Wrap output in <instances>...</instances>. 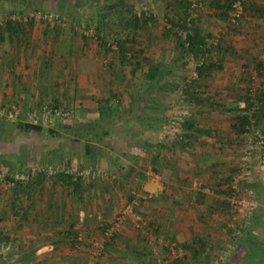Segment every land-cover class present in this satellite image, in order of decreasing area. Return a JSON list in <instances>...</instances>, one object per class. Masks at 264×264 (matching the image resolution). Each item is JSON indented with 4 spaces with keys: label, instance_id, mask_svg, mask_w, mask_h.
<instances>
[{
    "label": "rangeland",
    "instance_id": "rangeland-1",
    "mask_svg": "<svg viewBox=\"0 0 264 264\" xmlns=\"http://www.w3.org/2000/svg\"><path fill=\"white\" fill-rule=\"evenodd\" d=\"M168 1L171 0L136 1L137 9H144L152 13L154 20H151L145 25V28L138 30L136 41L132 43L131 46L133 49L144 48V50H146L145 53L151 59L162 61L166 65L172 66L175 64L174 62L176 61L175 58L178 52L176 51L174 43L175 36H165V27H169L167 17L171 16L170 13H172L166 8ZM190 1L193 3L189 8L190 13H192L194 17H201L200 26H204L205 31L212 35V37L209 38V43H215L217 38H220L226 44L232 45L235 49L234 53L225 57L222 69L217 70L214 75L207 78L205 86L194 89V92H199V97L204 100L201 104L192 103L189 100L190 95L184 98V92L180 95L179 89L161 90L158 88L157 84L153 83L151 85V83L147 82L144 66L139 67L137 77H135L134 80L136 86L139 84V88L136 89V92L140 93V97L131 100L129 97L130 90L127 91V89L129 88L128 84L131 79L133 65L128 63L123 65L118 64V60L117 58L115 59L113 53L105 54V51L98 47V40L94 32L96 17L93 16V13L97 10L96 6L99 5L98 1L81 0L80 6L75 5V0L8 1V4L13 5L17 9V11L9 17L12 16L17 20H23L27 15L25 11L21 9L23 7H36L34 10H31V12H40L41 15H53V17L57 16V20L53 18V21L50 22L39 16L36 19L32 18L33 21L44 25H50L54 29L58 27L64 30V32L62 31L64 36L70 35V37H72L74 34L76 36L74 37L76 41L75 39L74 42L72 39H70V41L76 45V48L78 45L77 36L79 37V49L77 48L73 55L82 61V72L85 71V73H87V79L90 78L91 73H95L97 70V73L100 75L99 84L96 85V88L93 87L92 90L95 91L100 89L97 90L99 96L107 90L103 82V80L106 81V79L111 80L112 87L116 89L125 87L127 92L124 93L126 95L125 99L120 98V100H122L120 106L122 108H120V111L116 109V111L112 112L114 114H111V112H109V114L106 113V120L104 121L99 117L98 120H93L91 115L88 116V114H86L87 110L82 111L77 109L75 107L76 101L78 104H81V101L79 102L76 98L72 97V91L68 93L66 91L68 88H66V90L64 89L65 94L60 98L62 102L54 103L48 100L43 102L51 106L58 104L64 108L73 110L72 118L74 121H66L64 123L56 122L52 127L58 131V136H51L47 130L41 133L12 131L15 140L7 146L9 150L5 154L0 150V155H3L0 158V231L9 233L13 240L9 245L0 247V264H60L63 261H68L66 255L73 256L75 251L68 246L59 248L64 242L63 240L62 242L60 241V243L55 242L56 245L53 241L57 240L58 236L59 239H61L63 236L57 234L65 231L72 222L76 227V229L74 228L72 231H77L82 240H85L90 246L88 250H78L79 252H75L78 253L76 256L70 257L72 260L77 259V261H79L77 264L88 263L90 261V248L93 246L92 252L95 251V248H97V240L99 242L105 240L101 234V226L99 225H103L109 214L104 216L103 210L105 208L98 207L102 205L101 203H104L105 197L92 192V196L95 197H92L93 199L84 206V204L82 205L80 203L79 198H73L72 196L68 197L66 188L61 184H53L52 182V175L65 167H69L73 170L88 169L89 162L82 155L81 142L77 143L73 141V139H77L75 133L78 132L92 135L96 133L91 137V140L105 149L102 157L98 160L95 170L98 175L101 173L104 179H113L112 176L117 175V171L118 173L121 172L123 168L121 162L124 164L126 162L130 164L135 162L137 165H141V170H138L139 173H143V175L140 176L141 180L136 178L135 181L130 179L128 182L126 181V185L124 186L126 190L124 195L121 196V198H129L130 191L134 189L142 196L146 193L152 194V197L149 199L139 197L137 200L139 206L137 205L138 207L136 210L143 215L146 222L145 228L141 231L136 230L135 225L132 223L134 222L132 219L129 225V230L131 231L129 233H133L135 237L142 241V244H139L140 250L138 253H140L144 259L143 262H138L136 264H166L172 262L174 257L169 251L166 244L167 242H175L176 247H181L184 243L181 240L183 232H191L192 234L197 233L196 236L202 235L203 237V228L208 227V231L218 234V237L215 239L217 248H215L210 255L211 264H224L226 259L233 257L232 255H240L238 250L239 239L246 231L245 229H240V224L242 222L246 223L248 220L250 224H254L256 219L264 217V174L261 173L258 168L260 151H258L259 147L256 146L257 144L254 138L256 129H260L261 133L264 135V125L261 129L253 124L249 133L238 135L239 158L236 160L237 163H232V165H235L234 170H232L234 171L233 176L236 174L243 175L239 182V187H241V189L234 198L233 193L229 196L230 207L228 206V208L230 209V217H225L220 221L221 223L217 222L209 226L203 223V217L206 220L207 214L211 216L213 210L211 209L202 213L201 207H194L199 210V212H194L191 205L193 191L189 190L190 192L188 191V193L179 192L177 190L178 188L172 187V185L169 189L166 187L167 185L162 184L161 179L163 178H159L160 174L158 172L162 173L165 169V166H163L164 163V165L167 163L169 165L172 164L165 156L162 159L163 163H158L156 160L158 156L156 157V154H153V146H150L151 144L149 143L153 144V142L156 143V141L159 143L161 141L162 144H165V142L170 144L172 141L182 142L173 138H177V134H169L171 131L168 133L163 128V125L170 117L181 116V111L186 110L190 114L195 113L194 108L198 106L200 109H203L206 114H209L208 118L205 115V117L201 119L203 122H206L205 124L199 120L201 124H198V126L200 127L206 124L209 126L214 125V123L217 125L218 123L216 122L220 121L229 125L230 121L225 116L227 113L224 107L220 106L218 103H223L224 105H232L233 102L237 103L238 97L244 95L247 89H250L249 95L252 101H255L258 92L260 90L264 91V69L259 73L255 65L256 61H264V16L262 18L247 16V18L242 19V22L239 24L237 21H232V15L229 21H217L213 16L216 15L215 10L211 9L208 0H206L205 3L201 0ZM61 3L64 5L62 9L60 8ZM60 9L62 10L61 12ZM0 10H2L1 6ZM6 18L4 14H0V23L1 20ZM83 21L90 22L91 26H85V23L82 24ZM27 22L25 23L29 24ZM71 25L73 26L74 32L69 33V28L66 29V27H70ZM85 32L92 35L89 36V44L87 45H85V41H83L81 37ZM66 39L67 38L64 37L65 43L63 46H68ZM70 45H72V43ZM65 56L64 54L61 57L65 58ZM112 59L114 64L110 66L109 62ZM189 61H191V58L188 57L184 65L178 62L176 66H173L174 74L167 75L166 78L163 79V82L166 83L167 80H171L175 83L179 82V87H185L187 80H192L193 77H195V69L193 65L189 64ZM93 64H95L94 69L96 70L92 69ZM61 71L58 74H62V79L63 75L67 77L66 81L63 79L65 87L67 83L69 84L68 80L71 78L69 72L70 68L68 67L65 70L62 67ZM81 90L88 91L90 89L82 84ZM115 102L116 101H113V98H111L108 105H113L114 109L116 105ZM124 108L125 110H122ZM14 111L19 113L13 112L12 118L2 117L3 121L0 122V125H2L3 129L8 120L14 121L13 119L22 116V113L18 109H14ZM115 113L116 116L120 118L119 120L115 117ZM135 113H138L137 115L141 116V119L144 120L141 123L142 127L138 129V126L134 124L133 127L128 130L123 124L128 120L131 122L133 117H135ZM190 114L184 117L185 120L190 117ZM154 117H161L160 125L157 126L156 129H150V131L149 129H145L147 124H152L149 121L153 120ZM120 124L122 128H116ZM144 126L145 128H143ZM219 127L217 129H211V133L207 134L206 138L217 134L218 131L221 132L218 130L220 129ZM44 128L48 129L47 127ZM102 130L111 133L112 138L109 134L104 138L99 137L97 133H100ZM153 132L154 134H152ZM2 135L3 132L1 136ZM155 135L156 137L154 138ZM135 140H139L138 145L135 144ZM186 140L187 139H185L184 142ZM188 144L189 142L187 141L186 145ZM228 144H230V142ZM141 145L145 148H140L142 147ZM132 150L139 156L138 159L128 156V154L132 153ZM24 155H26V158L22 161L21 159ZM153 157H156L154 159L157 161L156 163L152 162ZM60 159H63L62 163L59 162ZM128 160H130V162H128ZM189 161H191L188 164L189 172L195 173L196 171L190 168L191 165L195 166L192 159ZM29 169L31 171L33 170L35 173L38 171L46 172L48 179L44 183L43 190H39V187H36V191H31L30 195L22 194L17 196L14 192V183L8 181L6 176L11 174L10 176H14L15 179L26 182L28 177L27 170ZM232 170L231 173L233 172ZM164 172L167 173V170ZM103 178H100L99 182L96 184L101 185L100 183H102L101 180H103ZM152 179L156 181L155 183L159 184L160 189H153V186L150 185L153 183ZM245 183H249V187L245 186ZM198 185L199 180H196L195 187H198ZM210 193H212V191H210ZM170 195H176L179 199H184L187 196V202L185 200L186 204H188L187 209L177 207V204H180L182 200L176 203L177 206L174 204L175 202L168 201L167 199ZM232 199H234V201L243 200L246 202V206L244 207L236 202L232 203ZM13 200L15 202V210L11 209ZM61 201L67 204L66 212L64 211L66 220H62L59 224L61 220L59 215L62 212ZM115 203L120 205L121 202L118 199ZM200 204L202 203L200 202ZM21 206L24 208L27 206L29 207V213L26 217H23L21 214L23 209L21 208V210H19ZM82 207L86 209L84 208L85 210H82ZM176 210L180 211V215L187 216L189 219L192 215L196 214L199 223L188 226H186L187 223L174 225L169 221V217L173 218V221L174 219H178L180 215L176 214ZM51 217L54 218L53 221H51ZM249 217H251V221ZM55 219L57 221H55ZM111 219L112 218H110V220ZM182 219L179 218L181 221ZM150 224L157 229V232L152 231ZM206 224H208V222H206ZM229 228L235 229L233 232L234 234L229 233ZM50 236L51 239H49ZM172 237H174L175 240H172ZM49 240L50 244L54 246L52 254L41 255L46 251L42 249L46 247V242ZM137 241L139 240H135L136 243L131 242L129 246H137ZM126 244H128V242L120 243L122 246L119 247V249L123 250V247H127ZM33 253V257H29ZM24 257H29L30 259L27 258L23 260ZM188 258V260H184V264H200L193 257L189 256Z\"/></svg>",
    "mask_w": 264,
    "mask_h": 264
},
{
    "label": "trees",
    "instance_id": "trees-1",
    "mask_svg": "<svg viewBox=\"0 0 264 264\" xmlns=\"http://www.w3.org/2000/svg\"><path fill=\"white\" fill-rule=\"evenodd\" d=\"M9 0H1V7L0 14L7 17L4 20H1L0 23V39L2 38L1 29L6 25L4 29H11L12 26H21L25 24L24 20H17L13 19V17H9L13 15L17 9L13 6L8 4ZM15 1V0H12ZM98 1V6H96V12L93 13L96 17V26L94 27L95 37L98 40L97 44L105 54L113 53L115 59L117 58L118 64H131L133 65L131 79L128 84L129 97L131 100L135 98L138 99L140 97V93L136 92V89L139 88V84L137 86L134 84L135 77H137V71L140 66L145 67V76L147 82L157 84L158 88L161 90H175L178 89L180 86L179 82L175 83L171 80H167L166 83L163 82V79L166 78L169 74H174L173 66H176L178 62H181L182 65L185 64L188 57L192 54L193 56L200 60V65L197 66V76L193 77L192 80H187L186 86L183 87V92L185 94L184 98L190 95V101L192 103H201L203 102V98L199 97V92H194L195 88H200L206 85L207 78H210L214 75L217 70H221L223 67V62L225 57L231 53L235 52V49L232 45L226 44L220 38H217V41L209 43V38L212 37L211 33H207L204 29V26H200V18L194 17L192 13H190L189 8L193 4L190 0H171L167 2L166 8H168L172 13L171 16L167 17L169 22V27H165V36L170 37L171 35L175 36V48L178 52L176 56L175 64L172 66H168L162 61H155L151 59L144 50V48L140 49H133L132 43L136 41V35L139 29L145 28L151 20H154L152 13L147 12L144 9L138 10L137 9V0H96ZM204 3L206 0H201ZM13 4V2H12ZM81 0H75V5L80 6ZM208 4L211 9L215 10V14L213 15L217 21H229L231 17L232 11L236 8V6H241V13L239 16H236V21L239 23L242 22V19L247 18V16L259 17L262 18L264 16V0H208ZM63 3H61L60 8H63ZM23 7V6H22ZM21 7V8H22ZM36 7H28L22 8V11H25L26 15L28 16V22H33V19H30V12L34 10ZM60 9V12L62 11ZM85 23V26H91L90 22H82ZM4 25V26H3ZM50 26V25H48ZM181 33V34H180ZM83 41H85V45L89 44L88 39L89 36L82 34L81 35ZM114 46V47H113ZM114 62L113 59L110 60L109 65L113 66ZM256 68L261 73L264 69V61H256L255 62ZM186 79V78H185ZM132 80V81H131ZM150 85V86H151ZM146 86V85H145ZM147 87V86H146ZM148 88V87H147ZM199 91V89H198ZM250 89H247L244 95H240L238 97V102L235 106L231 105H224L223 103H218L220 106L224 107L225 111L230 114L231 120V127L232 130L237 133V135H242L245 133H249L251 130V126L255 124L256 126L263 128L264 125V91L260 90L255 97V101H252L249 95ZM187 98V97H186ZM98 110H99V118H105V114H114L112 112L120 109V102L118 101L113 109V105H108L111 101V97L98 99ZM137 101V100H135ZM242 104V105H241ZM58 105V104H56ZM115 117L119 118L116 116ZM98 119V118H97ZM3 121L2 117H0V122ZM183 128V139H177L179 141L184 142L187 137L190 136H198V135H207L210 134L208 129L195 127L194 120L186 119L184 124L182 125ZM19 131V132H36L41 133L44 130H47L51 136H58V131L54 128L50 127L45 129L42 125L33 124L25 121H12L8 120L5 124V128L3 129L2 125H0V150L5 154L9 148L7 147L11 142L15 140L12 131ZM3 132V135L1 136ZM7 132V133H6ZM96 133H94L95 135ZM99 137H106L108 132L101 131ZM94 135L92 134H82V133H75L76 140L73 139L75 142H81V150L82 155L87 159L89 162V169L96 170V166L98 163L99 158L102 157L103 153L105 152L104 148L98 143L93 142L91 137ZM7 149V150H6ZM3 155H0V158ZM26 155L23 156L21 159L24 161ZM156 158V157H154ZM63 159H60V163H62ZM154 163V161L152 160ZM122 167L127 169L128 171V179L135 181L136 178L140 179V176H133L135 169H132L128 164H124L121 162ZM164 166V164H163ZM11 175V174H10ZM7 175L6 178L8 181L14 183L15 186V193L17 196L22 194L30 195L31 191H36V187H39V190H43L44 183L48 179V175L46 172L38 171L35 173L33 170H27V180L26 182L15 179L14 176ZM103 175L101 173L93 178L90 176H76L69 173H65L64 171H58L54 175H52V182L53 184H61L64 188H66L67 196H72L73 198H79L80 203L86 206L87 202L91 201L95 196H92V192L95 194H100L101 196H105V193L101 189H105V182L103 180L100 188V192L96 191L97 182H99L100 178ZM122 178L126 179L125 176H121ZM233 175L227 176L224 179V183L226 185L225 189L220 188L219 192L226 196H230L234 191L232 188V180ZM122 182V181H121ZM121 184V183H120ZM124 185V183H123ZM239 186V184H238ZM202 187H206L202 185ZM241 189V187H239ZM201 189V188H200ZM211 189V188H210ZM135 190V189H134ZM132 190V191H134ZM132 191L129 194V200L126 204L133 201V194ZM197 195V200L202 202L205 201L206 195L201 193ZM30 197V196H29ZM93 197V198H92ZM17 200V197H16ZM62 200V199H61ZM62 202V201H61ZM103 202H106L103 201ZM173 202L178 203L179 199L173 200ZM14 200L11 203V209L15 210L14 207ZM105 205V204H104ZM135 211L140 214L136 208ZM67 204L64 202L61 203V213L60 219L65 220L64 213L66 212ZM227 206L230 207V204ZM22 210L23 217H26L29 213V207H19V210ZM83 208V207H82ZM85 208V207H84ZM82 210H85V209ZM124 209L122 207L119 212ZM18 210V212H19ZM65 211V212H64ZM112 211V207L105 206L103 210V215L107 216L110 215ZM118 212V213H119ZM117 215V214H116ZM115 215V216H116ZM141 215V214H140ZM144 219L143 215H141ZM252 217V216H251ZM251 217L250 221H251ZM114 219V218H113ZM105 220L103 225L101 226V234L105 238V232L107 229H110L111 222L113 221ZM132 219V218H131ZM145 220V219H144ZM134 225L136 230L141 231L145 228L138 227L136 221H134ZM152 231L157 232V229L152 225ZM153 226V227H152ZM75 224L72 222L68 227V230L65 231V236L59 239L57 242L60 243L62 240L63 243H68L70 249H78V250H88L90 247L85 240L79 239V234L77 231H72L74 229ZM245 227V228H244ZM240 229H245V234L240 236L239 239V252L240 255H232L224 261V264H264V217L260 219H256L254 224H250L249 220L246 223L242 222L240 224ZM121 230V229H120ZM120 230L114 232L110 237H106L105 240L97 243H100L101 249L100 253L96 258L92 256V247L89 251V260L93 258L94 264H105L104 261L101 262V258L107 252V247H109V240L115 241L120 236ZM235 229L229 228V233L234 234L233 232ZM12 236L9 233H5L4 231H0V247L3 245H9L12 242ZM172 240H175L172 237ZM83 247V248H82ZM184 251L183 256L174 258L172 262L166 264H184V260H188L189 256L193 257L198 263L200 264H211L210 263V255L212 254L214 247L210 246L209 244H205L204 240L200 239V237L196 236L187 242H184L181 246ZM116 250V249H115ZM118 256L132 259L136 262H143L141 254L138 253L137 248L135 245L130 248V253L125 254L120 250L115 251ZM137 253L139 255H137ZM34 253L31 254L29 257H33ZM29 257H24L23 260H26ZM183 258V259H182ZM239 260V261H238ZM67 264H77L79 261L77 259H71L68 257ZM87 262V261H86ZM87 264V263H84Z\"/></svg>",
    "mask_w": 264,
    "mask_h": 264
},
{
    "label": "crops",
    "instance_id": "crops-1",
    "mask_svg": "<svg viewBox=\"0 0 264 264\" xmlns=\"http://www.w3.org/2000/svg\"><path fill=\"white\" fill-rule=\"evenodd\" d=\"M4 28H6V25L3 27V29H1L2 38L0 39V108H5L8 109L9 111L11 110L14 111V109H18L22 113V115H25L29 111L38 109L43 104V102L47 100L53 101L54 103L62 102L60 98H62V96L65 94L64 89L66 90V88H68L66 90L68 93L72 91L71 93L72 97L76 98L79 102L81 101L80 102L81 104H78L76 101L75 107L82 111L87 110L86 114H88V116L91 115L93 120L94 119L98 120L97 118L100 117L98 110V101H97L98 99L111 97L113 98V101L114 100L116 101L115 103H117L119 100L121 106L122 100H120V98L125 99L126 95L124 93L128 91V89L126 91L125 87L116 89L112 87L111 80L106 79V81L103 80V82L105 83L104 87L107 89L105 93L103 92L99 96L97 90L100 89H97L95 91L92 90L93 87L96 88V85L99 84L100 75L97 73V70L94 69L95 64H93L92 69L96 70V72L91 73L90 78L87 79V75H86L87 73H85V71L82 72V67H81L82 61L76 56L74 57L73 55L80 44L78 36H77L78 45L76 48V45H74L73 43L74 39L76 41V38H74L76 36L74 34L72 35V37H70L69 34H67L69 36H64L63 35L64 30H61L58 27L54 29L51 26L40 24L33 21L29 24H24L21 26H12L11 29H4ZM66 29L69 30L68 31L69 33L74 32L72 25L70 27H66ZM64 37L67 38L66 40L68 46H63V44L65 43ZM70 39H72L73 42H71ZM69 42L70 44L72 43V45H70ZM64 54L66 55L65 58L61 57ZM61 66L65 70L68 67L70 68L69 72L71 78L68 80L69 84L67 83L65 87H64V80L66 81L67 77L63 75V79H64L63 80L62 74L60 75L58 74L61 71L62 68ZM82 84L87 88H89L90 90L82 91L81 90ZM235 105L236 103L233 102L231 106H235ZM122 110H125V108ZM194 110L195 113H191V114L189 113L190 117L187 119L194 120L195 127L208 129L211 133L212 131L211 129L214 128L217 129L220 126L219 127L220 129L218 130H220L221 132L218 131L217 134L209 138H206L207 135H198V136L187 137V140L185 142L172 141V143L170 144L168 142L162 144L161 141L160 143L156 141V143L153 142V144L152 143L149 144H151L150 146H153V154H156V157L158 156L159 160L156 158L158 163L159 162L163 163L162 159L165 156V158L167 157V160L169 159L170 163L172 164L169 165L167 163L166 165H164L165 169L162 171V173L158 172L160 174L159 178L160 177L163 178L161 179L162 184L167 185L166 186L167 188H169L172 185V187L178 188L177 190L179 192L188 193L189 190L193 191L194 193L192 196L193 198L191 197L193 199L191 205L194 212L195 211L199 212V210L196 209L199 207L202 208L201 210L202 213L204 211L206 212L211 209L213 210V214L212 215L210 214L211 216L207 214L206 220L203 217L204 219L203 223L209 226L210 224H214L222 221L225 217L226 218L230 217V213H229L230 209L227 206L228 204H230L229 196L221 194L219 190L220 188L225 189L226 185L224 183V179H226L227 176L233 175L234 173L233 170L235 165H232V163L233 164L237 163L236 160L239 158L238 156L239 138H237L238 137L237 133L232 130L230 114L228 112H226L227 114H225V116L230 121L229 125L225 122L220 121V122H216L218 123L217 125L214 123V125L209 126L206 124L200 127L198 126V124H201L199 123V120L200 122H203V120L201 119L204 118L205 115L208 118L209 114H206L204 110L200 109V107L198 106H195ZM137 114L138 113H135V117H133L131 122H129L128 120L123 124L128 128V130H130V128H132L134 124L138 126V129L139 127L140 128L142 127L141 123L144 120L141 119L142 117L138 116ZM102 119L104 121L106 120L105 118ZM119 119L120 118H117V120ZM160 119L161 117L160 118L154 117L153 120L149 121L152 124H147L148 128L147 127L145 128V126L143 128L149 129V131L150 129L152 130L156 129L157 126L160 125ZM203 123L205 124L206 122ZM221 123H225V124H221ZM118 127L122 128L121 124L118 125L116 128ZM152 134H154V132ZM109 135L111 137V133H109ZM155 137L156 135L154 136V138ZM187 141L189 142L188 145H186ZM134 142H136L135 144L138 145L139 140L138 141L135 140ZM229 142L231 145L228 144ZM140 148L144 149L145 147L142 146ZM131 152L132 153L130 154L127 153L130 158H137V159L139 158V156L135 154L134 150H132ZM154 159L155 158L153 157L152 160L154 161V163H156L157 161ZM190 159H192V162L195 165L192 166L191 163L190 168L196 171L195 173L189 172L188 164L189 162H191L189 161ZM128 162H130V160H128ZM126 164L130 165V167L132 166V169H136L134 173H132V175H135L137 177L143 175V173L138 172V170L139 171L141 170L140 164L137 165L135 162L131 164L126 162ZM166 170L167 173L164 172ZM231 170L233 171L232 173ZM127 171H128L127 169L122 168L121 172L118 173L117 171V175L112 176L113 179L106 178L104 180V182L106 183L105 184L106 188L105 189L103 188L101 190H103L105 193L106 202L101 203L102 205L98 207L105 208L106 205L108 207L109 206L112 207V213H110V215L107 216V220L109 221H111L115 217V215L119 212V210L122 207H125L127 201L129 200L128 197L127 199L121 198V196L124 195L126 190L124 186L126 185L125 182L129 176L128 173H126ZM122 175L125 176L126 179L122 178L121 177ZM196 180H199L200 184L206 187H210L211 188L210 191H212V193L204 192L202 189L195 187ZM152 181L153 183L150 185L153 186V189L154 190L160 189L159 184L155 183L156 181L154 179H152ZM245 184H246L245 186L249 187V183H245ZM101 187H102L101 185H97V188L95 190L100 192ZM199 191L206 195L205 198L206 200L202 201L201 202L202 204H200V201L197 200V195L200 194ZM172 196L170 195L167 200L173 202V200L179 199V197L176 195H172ZM118 199L121 202L120 205H117V203H115V201ZM180 200L182 201L180 202V204H177L178 206L176 205V203L174 204L178 208L187 209L188 206V204H186L188 200L187 196L184 199L180 198L179 201ZM179 212L180 211L178 210L176 214L180 215ZM157 213L159 214L158 211ZM110 218L112 219L110 220ZM179 218L180 219L183 218L182 221L179 220ZM179 218L174 219L173 221V218L169 217V221L174 225H177L179 223H184V224L187 223L186 226L196 225L199 223V220H197L198 216L196 214L192 215L190 219L189 217L183 215H180ZM53 220L54 218L51 217V221ZM132 220L130 217H128L125 220L122 227L120 228L121 229L120 236L118 239H116L115 241L109 240L108 242L109 247H107V252L101 258V262L104 261L105 264L138 263L132 259H129L128 257L124 258L118 256V254L115 252L117 249L120 250L119 247L122 246L120 245V243L128 242V244H126L127 247H123L122 248L123 250L120 251L129 255L130 248H132L133 246V245L129 246V244L131 242L134 243L135 240H139L137 241L138 242L137 246H135L137 247V251L139 252L140 250L139 244H142L141 239L135 237L133 233L131 234L129 233L131 232L129 230V225L132 222ZM55 221L57 220L55 219ZM61 222L62 219L60 220L59 224ZM206 222H208V224H206ZM132 223L134 224V222ZM74 228L76 229V227ZM208 228H203L204 230L203 237L202 235H200L201 237L200 236L198 237L204 240L205 244H209L210 246H213L215 249L217 248V244H215V239L216 237H218V234L215 232L208 231ZM67 230L68 228H66L65 231ZM65 231L58 233L57 235L65 236L64 234ZM196 235L197 233L192 234L191 232H183L181 240L183 242H187L188 240H191L192 238L196 237ZM49 239H51V236ZM58 240H59V236L57 240L53 241V243L55 244V242H57ZM63 246L69 247V244L62 243L59 248H62ZM42 250H46V251H44L43 252L44 254L42 253L41 255L52 254V250H54V246L50 244V240L46 242V247H44ZM73 251L79 252L78 249L76 248H74ZM75 252L73 253V256L72 255H66V256L74 257L78 254ZM139 254L137 253V255ZM67 263H68L67 261L66 262L63 261L60 264H67Z\"/></svg>",
    "mask_w": 264,
    "mask_h": 264
},
{
    "label": "built area",
    "instance_id": "built-area-1",
    "mask_svg": "<svg viewBox=\"0 0 264 264\" xmlns=\"http://www.w3.org/2000/svg\"><path fill=\"white\" fill-rule=\"evenodd\" d=\"M241 9H242L241 6L237 5L236 8L234 9V11H232V13H231L232 21H236V16L240 15ZM29 16H30V19H32V18L36 19L37 17L41 16L42 18H44L50 22L53 21L52 20L53 18L55 20H57V16L53 17V15H47V14L41 15L40 12H30ZM13 19H15V18H13ZM23 20L25 22H27L29 20L28 16H25V18H23ZM85 34L87 36H92L91 34H87L86 32H85ZM189 58H191V61H189V64L193 65V67L195 69L194 76H197V66H199L201 62H200V60L196 59L193 56V54ZM178 89H179V94L182 95L183 87H179ZM13 112H15V111H12V110L9 111L8 109L0 108V117L12 118ZM15 113L18 114L19 112H15ZM180 113L182 114L181 116L170 117L166 121V123L163 125V128L165 131H167L168 133L171 131L169 134H177V138L173 137L176 140L177 139H183V137H184L183 136V128H182L181 124L183 125L184 124L183 122H185L184 117L189 115V112L186 110L181 111ZM22 116H24V117H22ZM22 116L17 118V119H13V120L14 121H25V122H29V123H33V124H38V125H42L43 127H47V128L53 127L56 124V122L64 123L66 121H69V122L74 121L72 118L73 110L68 109V108H64L63 106L56 105V104L51 106L48 103H43L38 109L29 111L25 115H22ZM254 135H255V137H254L255 142L257 144L256 146L259 147L258 151H260L259 152L258 168H259V171L264 174V135H263V133H261L260 129H256ZM169 137H171V136H169ZM60 171H64L65 173H69V174L76 175V176L80 175V176L88 177L91 175V177H93V178L96 176V171L89 169V168L88 169L73 170L69 167H65V168L61 169ZM242 176H243L242 174H236L233 177V180H232V188L234 191L233 192V194H234L233 198L235 197L236 194H238V192L240 190L238 184H239ZM197 188H201L204 192H210V188L202 187V184H200V183H199ZM132 194L134 196L133 201L126 204L124 209L121 212L117 213V215L114 217L113 221L111 222L112 225H111L110 229L106 230L105 236L107 238L110 237L114 232L120 230L123 223L125 222V220L128 217H130L134 221H136L138 227H143L146 224L145 220L142 218V216L140 214H138L135 211L134 207L137 204V200L139 197H142L144 199H149L150 197H152V194L146 193L147 195L143 194V196H142L136 190L132 191ZM234 202H236V203H238L244 207L246 206V202H244L243 200H237V201L235 200L234 201V199H232V203H234ZM252 204H253V202H252ZM79 239H82V238L79 236ZM166 244L169 248L171 255L174 258L183 256V254H184L183 249L181 247H176L175 242H169V243L167 242ZM100 249H101V245H99V243H97V248H95V251L92 252L93 258H96L99 255ZM93 258H91V260L87 264H94Z\"/></svg>",
    "mask_w": 264,
    "mask_h": 264
}]
</instances>
